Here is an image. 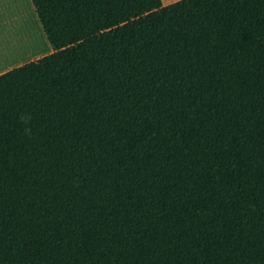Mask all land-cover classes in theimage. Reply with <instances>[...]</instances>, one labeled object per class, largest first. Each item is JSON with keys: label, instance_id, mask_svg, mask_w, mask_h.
Wrapping results in <instances>:
<instances>
[{"label": "trees", "instance_id": "obj_1", "mask_svg": "<svg viewBox=\"0 0 264 264\" xmlns=\"http://www.w3.org/2000/svg\"><path fill=\"white\" fill-rule=\"evenodd\" d=\"M31 1L0 264H264V0Z\"/></svg>", "mask_w": 264, "mask_h": 264}, {"label": "crops", "instance_id": "obj_2", "mask_svg": "<svg viewBox=\"0 0 264 264\" xmlns=\"http://www.w3.org/2000/svg\"><path fill=\"white\" fill-rule=\"evenodd\" d=\"M174 1L162 0V3ZM35 14L33 3L25 8L23 0H0V28L4 27L0 31V73L54 51L47 35V41L34 40L30 22L35 20Z\"/></svg>", "mask_w": 264, "mask_h": 264}, {"label": "rangeland", "instance_id": "obj_3", "mask_svg": "<svg viewBox=\"0 0 264 264\" xmlns=\"http://www.w3.org/2000/svg\"><path fill=\"white\" fill-rule=\"evenodd\" d=\"M29 3H32V1L31 0H23V4H24L25 8H27ZM33 14H34V12H33ZM35 17H36L35 20H33V22H30L31 23L30 31L32 33V36H33L34 40L38 41L39 43L42 42V41H39L41 39H43L44 41H47L46 34L41 27L42 26L41 22L40 21L38 22V18H37L38 15L35 14ZM2 30H4V27L0 28V31H2ZM42 31H43V33H42Z\"/></svg>", "mask_w": 264, "mask_h": 264}, {"label": "clouds", "instance_id": "obj_4", "mask_svg": "<svg viewBox=\"0 0 264 264\" xmlns=\"http://www.w3.org/2000/svg\"><path fill=\"white\" fill-rule=\"evenodd\" d=\"M23 119L25 120V122H27V121H28V119H30V118H28V117H24ZM27 131H30V129H29V130H27Z\"/></svg>", "mask_w": 264, "mask_h": 264}]
</instances>
